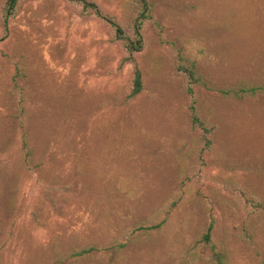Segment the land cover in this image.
<instances>
[{"label":"rangeland","instance_id":"1","mask_svg":"<svg viewBox=\"0 0 264 264\" xmlns=\"http://www.w3.org/2000/svg\"><path fill=\"white\" fill-rule=\"evenodd\" d=\"M94 1L120 18L129 0ZM152 1L158 26L136 56L144 89L132 98L134 64H122L101 19L69 0L19 6L0 42V264H211L217 253L224 264H264V90L218 91L264 86V0ZM180 53L205 77L199 108L216 132L204 157Z\"/></svg>","mask_w":264,"mask_h":264},{"label":"trees","instance_id":"2","mask_svg":"<svg viewBox=\"0 0 264 264\" xmlns=\"http://www.w3.org/2000/svg\"><path fill=\"white\" fill-rule=\"evenodd\" d=\"M24 1L25 0H4L1 9L2 34L0 35V42L4 41L9 36L11 21L15 17L19 6ZM69 1L79 5L83 14L96 16L109 27L112 39L120 44L123 49L124 57L122 64L129 62L134 64L133 75L126 87L125 95L127 98L139 95L144 89V78L136 56L146 47L147 28L153 24L158 26L157 21L153 17V1L129 0L126 4L125 11L120 18L106 12L103 7L94 0ZM176 70L184 77L185 93L188 98V110L193 127L199 133L198 153L200 157H204L213 148L214 134L216 132V126L202 116L199 108L197 88L199 86H205V77L199 71L197 63L181 53L176 57ZM23 76L24 73L18 68L14 77V95L17 103L15 119L19 123L21 129L24 158L27 163H29L33 160L34 151L30 142L31 137L26 123L27 107L25 104V88L20 83V78ZM238 87V89L220 88L218 91L223 95L234 96L241 99L246 95H256L264 90L263 85H255L248 81L242 82ZM247 198L250 199L249 201L252 204L254 211L261 210L262 205L258 199L254 198L252 195ZM243 227L240 229V232L247 240H249L247 234L249 228L247 226ZM212 228L213 223L207 227L202 235V239L206 243L211 242ZM95 250H97V247L94 245L86 246L69 252L67 256H84ZM216 256L218 263L213 261L211 264H224V261L221 258L222 256L219 253H217Z\"/></svg>","mask_w":264,"mask_h":264}]
</instances>
